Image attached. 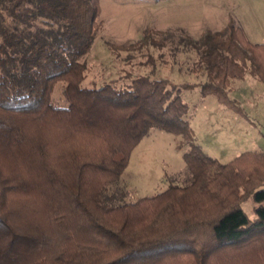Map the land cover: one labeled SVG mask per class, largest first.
I'll return each instance as SVG.
<instances>
[{
  "label": "trees",
  "instance_id": "16d2710c",
  "mask_svg": "<svg viewBox=\"0 0 264 264\" xmlns=\"http://www.w3.org/2000/svg\"><path fill=\"white\" fill-rule=\"evenodd\" d=\"M100 11L101 0H0V264H264V151L206 153L178 92L199 86L242 112L233 81L264 82V42L232 19L197 38L147 28L112 51L184 46L206 80L153 68L96 85L87 54ZM151 127L183 136L193 179L124 201L109 184Z\"/></svg>",
  "mask_w": 264,
  "mask_h": 264
},
{
  "label": "rangeland",
  "instance_id": "374dc122",
  "mask_svg": "<svg viewBox=\"0 0 264 264\" xmlns=\"http://www.w3.org/2000/svg\"><path fill=\"white\" fill-rule=\"evenodd\" d=\"M100 18L103 28L87 54L88 81L93 80L96 85L119 75L126 77V72L135 75L151 72L153 68L156 75L166 76L176 83L206 80L205 74L191 69L197 53L184 46L112 51L109 41H135L147 28L197 38L207 28L220 29L232 19L244 28L251 41L264 42V0H101ZM59 84L54 92L57 101L62 95ZM233 86L230 95L240 101L242 112L221 103L214 94L204 95L199 86L178 90L190 105L194 142L222 162L244 150L264 151V82L247 73L244 79H234ZM189 147L182 135L151 127L132 150L127 167L109 184V189L121 188L124 201H135L160 192L171 183L191 182L193 175L183 155ZM255 206L253 197L243 203L250 217L255 216Z\"/></svg>",
  "mask_w": 264,
  "mask_h": 264
}]
</instances>
